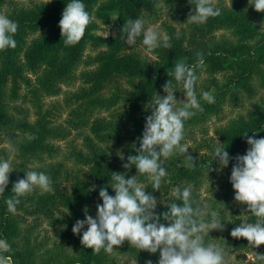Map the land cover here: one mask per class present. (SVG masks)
Segmentation results:
<instances>
[{"label": "trees", "instance_id": "16d2710c", "mask_svg": "<svg viewBox=\"0 0 264 264\" xmlns=\"http://www.w3.org/2000/svg\"><path fill=\"white\" fill-rule=\"evenodd\" d=\"M69 2L71 0H50L47 4L46 0H0V13L18 23L14 36L16 47L0 51V113L16 110L18 116L10 120L9 125L25 127L19 119L20 112V118L24 115V105L38 104L44 98L59 94L63 84L76 78L82 83L76 92L81 104L98 101V111L101 112V108L108 111L106 128L98 135L100 144L87 145L89 151L72 149L71 164L62 160L15 164L9 174V184L0 194V237L9 241L11 247V251L3 255L12 258L11 264H37L36 247L42 241L31 239L28 235L19 236L20 224L30 216L39 223L64 228L72 239L81 264H126L129 261L146 264L148 260L158 264L159 250L149 253L128 244L117 257L103 249L97 255L81 245L87 225L79 235L72 232L76 220L85 219V208L89 215L96 217L97 212L90 205L102 204L99 197L101 187H107L109 194L115 195L109 183L112 172H120L125 174L126 179L136 175L137 182L148 181L145 191L157 199V214L167 211L166 207L171 202L180 203L172 196L174 189L182 191L184 187L192 186L193 198L201 205L209 204L211 210L218 211L225 225L210 236L218 243L221 240L223 249L253 248L258 259L260 256L264 258V244L250 247L246 238L230 235L242 220L248 219L253 223L256 220L246 211V204L243 208L236 206L229 192L234 189L229 178L235 160H230L229 165L222 169L220 182L223 193L209 197L206 203L200 195L199 179L201 171L208 168L215 147L225 148L230 157L245 155L250 147L243 136L245 132L255 138L264 137V95L253 104L251 111L239 114L225 127L215 129V137L209 136L205 127L210 116L217 114L224 102L239 105L244 98L253 95L252 77L260 74L264 65V28L255 19L264 20V12L255 11L254 5L247 6L249 0H216L215 6L220 8L221 15L210 17L205 24H194L188 23L187 19L194 7L189 0H117L113 5L120 18L116 34H95L93 20L79 43L65 46L59 21ZM82 3L92 15L93 10L85 4V0ZM157 4L161 7L157 8ZM137 18L145 21V29L157 28L161 34H167L171 48H164L161 44L148 50L142 43L143 35L135 46L127 45L123 26L126 20ZM225 31H230L233 39L225 37ZM88 44L102 48L84 58ZM198 52L202 53L203 66L196 69L198 79L195 91L200 86L213 89L215 103L200 100L203 112H197L184 121V128H188L187 136L193 142L192 146L189 145L188 154L193 156L195 165L189 167L183 155L173 154L162 165L168 174L162 178L161 189L154 190L147 175L138 174L135 165L125 169L123 164L128 162L129 155L138 154L136 148L140 146L139 138H142L146 117L151 115L153 100L157 94L167 95L164 85L171 81L169 90L174 92L177 102L184 98L182 83L168 73L173 71L178 61H184L189 66L196 64ZM147 53H153L156 60L150 61ZM81 63H84L83 69L77 72ZM128 75L133 76L126 85L118 83ZM106 91L109 93L104 96ZM69 123L76 126L72 119ZM187 125L191 127L186 128ZM199 126L203 128L196 137L195 129ZM5 136L9 141L13 139V133H6ZM4 137L0 134V144ZM35 137V141L39 142L42 133L36 132ZM181 144L188 145L184 138ZM215 166L217 163L214 161L212 167ZM27 171L48 175L54 191L41 193L39 188L34 189L20 198L17 212L12 214L5 201L14 195L11 192L14 182L24 178ZM93 185L95 189L90 190ZM207 219L210 221L211 216ZM161 223L168 224L162 217ZM208 237H204L205 244L212 243Z\"/></svg>", "mask_w": 264, "mask_h": 264}, {"label": "clouds", "instance_id": "9594fccd", "mask_svg": "<svg viewBox=\"0 0 264 264\" xmlns=\"http://www.w3.org/2000/svg\"><path fill=\"white\" fill-rule=\"evenodd\" d=\"M50 0H46V4ZM216 0H189L194 5L188 15V23L205 24L210 17L221 15L220 8L215 6ZM254 10L264 12V0H249ZM157 8L161 5L157 4ZM114 17L113 20L117 19ZM95 19L85 10L82 0H71L67 3L62 18L59 21L61 36L65 46H74L83 38L86 27ZM142 18L126 20L123 33L127 34L125 43L135 46L143 35L142 43L148 50L160 47L171 48L170 37L161 34L157 28L145 29ZM18 23L0 14V51L16 47L15 34ZM178 38V36H177ZM199 60L189 66L184 61L174 64L169 76H174L182 83L184 99L182 105L176 107L177 98L169 90L171 81L164 85L166 96L157 94L151 107V115L146 117L140 146L136 148V155H129L125 169L135 165L138 174L147 175L154 190L161 189L162 178L167 176L163 163L173 154L185 157L189 167L195 165L192 155L188 154L189 145L181 144L184 138V121L203 112L197 99L195 85L197 82L196 69L203 66L202 53H197ZM202 99L209 104L215 103V98L209 92H202ZM250 147L245 155L230 157L229 153L220 146L214 148L212 160L208 163V172L220 171L235 160L232 165L230 182L235 190L234 199L247 205L246 211L256 218L255 222L244 219L232 229L230 235L234 238H246L250 247L264 244V137L255 138L243 134ZM34 134H27L28 140L35 139ZM216 162L218 167L213 169ZM13 170L6 159H0V194L5 192L9 184V174ZM110 187L115 195H110L107 187H101L99 197L102 204L96 205L97 214L93 218L84 210L85 219H77L72 232L81 237V245L92 249L93 254H100L103 249L111 254L114 246H122L127 240L131 247L156 253L159 250L158 264H225V251L218 245L205 244L204 236L212 229H223L225 225L219 218V212L211 210L209 204L201 205L192 195V186L184 187L181 191L176 188L172 196L177 202L167 205V211L157 214L155 209L157 199L146 193L145 188L138 185L136 175L126 179L124 173L112 172ZM39 188L41 193H51L52 181L43 172L27 171L24 178L14 182L11 192L14 194L7 199V209L16 214V205L20 198ZM95 185L90 190H94ZM211 216L209 221L207 218ZM161 217L168 224L161 223ZM11 251L6 240L0 239V264H8V257L3 253ZM146 264H153L151 260Z\"/></svg>", "mask_w": 264, "mask_h": 264}, {"label": "rangeland", "instance_id": "374dc122", "mask_svg": "<svg viewBox=\"0 0 264 264\" xmlns=\"http://www.w3.org/2000/svg\"><path fill=\"white\" fill-rule=\"evenodd\" d=\"M117 0H85V4L89 6L94 15L95 26L93 32L103 36L114 35L118 31L120 22L119 14L113 5ZM249 6V2L247 4ZM2 14V12L0 13ZM3 15V14H2ZM117 19L113 20L114 17ZM255 22L264 28V20L262 18H256ZM225 37L233 39V34L230 31L223 33ZM100 47H92L87 45L83 57L87 58L94 55ZM146 56L150 61H155L156 56L153 53H147ZM84 63H81L77 67V72L83 69ZM262 72L252 77V85L254 93L249 98H244L239 105L231 104L226 101L222 104L220 111L217 114L210 116V120L207 121L205 127L207 128V134L209 136H216L215 129L225 127L231 119L239 114H245L252 110L253 104L256 103L260 97L264 95V65L262 66ZM133 75H128L121 78L118 83L126 85ZM81 80L73 79L68 83L63 84L62 90L59 94L44 98L40 103H30L24 105L22 108L23 116L19 119L23 122L25 127L16 126L11 127L9 121L18 116L16 110L10 113H0V134L2 137L6 133H13L10 141L6 136L3 138L2 144H0V159H6L9 161L10 166L14 170L15 164L27 163L28 161L39 163L54 162L58 160L65 161L71 164V151L73 148L81 151H89L87 145L91 143L100 144L98 135L106 128V120L108 119V111L104 108L101 112L98 111L99 102L82 103L76 96L78 88L81 86ZM109 91V90H108ZM106 91L104 96L109 92ZM207 91L211 95L213 89H207L200 86L196 90L197 99H202V92ZM185 98V97H184ZM183 98V99H184ZM177 102L176 107L182 105V100ZM79 114V115H76ZM69 119H72L76 124L75 127L71 126ZM191 127V125H187ZM24 128V129H23ZM202 126L196 127L195 135L199 137L201 132L199 131ZM36 132L42 133L40 141L36 142L35 139L28 140L27 134H34ZM188 128H184V139L188 145H193L191 138L187 136ZM23 146L24 150H23ZM33 155V156H32ZM217 166L212 167L213 169ZM12 170V171H13ZM11 171V172H12ZM10 172V173H11ZM222 170L208 172V168H204L199 175L200 179V195L203 197L205 203L207 199L215 194L223 193L221 188L220 178ZM138 185L145 188L148 181H138ZM231 196L234 197L235 190L229 191ZM220 200V199H219ZM236 206L243 208V203L235 201ZM96 203L91 204L90 208L97 212ZM210 233H217V229L209 231V240L212 244L223 247L221 240L218 243L217 239L210 236ZM28 235L31 239L42 241L39 246L36 247L35 261L37 264H81L80 256L76 252L72 239L66 234L64 228L60 226H52L46 222L39 223L32 217H26L24 222L20 224L19 236ZM204 236V237H205ZM0 239L6 240L0 237ZM7 241V240H6ZM9 244V241H7ZM129 242L126 240L122 246H114L112 255L117 257L124 250ZM225 262L234 264H264V258L260 256L258 259L255 256L253 248L250 250L242 249L235 250L234 248H225ZM8 257V264L12 263V258ZM126 264H134L132 261Z\"/></svg>", "mask_w": 264, "mask_h": 264}]
</instances>
